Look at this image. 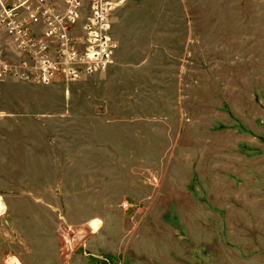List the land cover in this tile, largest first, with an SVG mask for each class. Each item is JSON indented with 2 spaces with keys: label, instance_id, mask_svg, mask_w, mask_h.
<instances>
[{
  "label": "rangeland",
  "instance_id": "rangeland-1",
  "mask_svg": "<svg viewBox=\"0 0 264 264\" xmlns=\"http://www.w3.org/2000/svg\"><path fill=\"white\" fill-rule=\"evenodd\" d=\"M114 1V64L0 81V264H264V0Z\"/></svg>",
  "mask_w": 264,
  "mask_h": 264
},
{
  "label": "built area",
  "instance_id": "built-area-1",
  "mask_svg": "<svg viewBox=\"0 0 264 264\" xmlns=\"http://www.w3.org/2000/svg\"><path fill=\"white\" fill-rule=\"evenodd\" d=\"M114 0H0V81L49 84L114 64ZM80 26L78 21L85 17ZM81 32L82 34H79Z\"/></svg>",
  "mask_w": 264,
  "mask_h": 264
}]
</instances>
